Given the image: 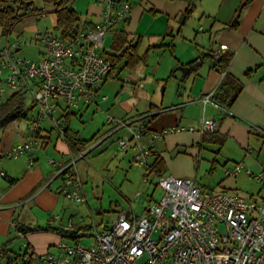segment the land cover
<instances>
[{
	"label": "built area",
	"instance_id": "2783aa9c",
	"mask_svg": "<svg viewBox=\"0 0 264 264\" xmlns=\"http://www.w3.org/2000/svg\"><path fill=\"white\" fill-rule=\"evenodd\" d=\"M102 8L101 20L92 28H85L67 40L53 34L35 36L39 43V59L18 56L22 46L7 40L0 51V108L16 92L31 96L38 112L27 128L26 141L4 154L9 159L21 155L29 158V167L36 163L38 134L49 123L60 139L66 138V122L57 118L58 111L80 106H98L103 85L116 67L105 53L107 35L129 20L132 6L128 0H98ZM227 46L214 53L219 63ZM224 74H222L223 78ZM213 93L201 99L204 110L213 104ZM117 130H128L130 140H121L122 151L134 144V161L144 167L152 157V149L142 143L145 129L134 130L131 121L110 118ZM202 133H213L217 123L205 116L201 120ZM264 135L263 129H257ZM193 131V129H190ZM185 132L183 128L156 133L155 139ZM83 156H81L82 158ZM72 159L62 167V195L73 204L86 202L84 181ZM56 165V161H51ZM261 182L264 174H254L237 164L226 171L236 178L241 173ZM0 171V180L6 178ZM162 198L149 205L143 217L123 212L109 226L96 230L92 246L62 241L54 252L39 253L32 246L26 248L25 264H264V201H256L226 191H208L192 180L167 176L159 180ZM60 218H53L55 226ZM83 221V219H82ZM75 220L65 227L72 231ZM16 231L20 225L11 224ZM56 227H59L56 226ZM70 239V238H69ZM4 248L0 246V258Z\"/></svg>",
	"mask_w": 264,
	"mask_h": 264
},
{
	"label": "rangeland",
	"instance_id": "374dc122",
	"mask_svg": "<svg viewBox=\"0 0 264 264\" xmlns=\"http://www.w3.org/2000/svg\"><path fill=\"white\" fill-rule=\"evenodd\" d=\"M72 4L83 20L87 16L88 0H72ZM7 6L13 7L14 5L11 2L0 4V11ZM33 8L36 9L37 14H28L18 21L9 37L3 36V26L0 21V50L7 43V40L11 39V43L19 42L22 46L21 51L17 53L18 56L35 60L41 49L35 40V36L47 33L59 34L54 5L44 0H36ZM193 21L191 20L190 23H194ZM201 25L204 26V24ZM208 31L209 27L205 33ZM110 44L111 37L107 36L106 47H110ZM174 56L175 53L170 51L151 52L146 66L147 70L160 67V72L158 76L154 77L153 83L149 82V73L145 79H140L135 76L134 72L125 69L119 75L118 73L115 74V78H110L103 85L101 95L108 97L107 103H100L98 106L94 105L89 109H83L82 114L71 109L73 113L70 122L71 129L88 142V146L81 153L75 152L69 160H78L76 168L84 181L86 202L79 205L70 203L61 194L60 179L52 183L48 181L46 185L45 183L41 186L34 185L32 191H28L20 200L15 201L13 210L4 211L3 214L0 212V246H6L8 256L12 261L10 263V260L5 256L0 258V264H24L25 245L31 242L39 251L41 244L45 243L44 240H41L40 243L31 239L28 240L27 237L11 227L12 222L28 224L34 228H46L49 222L57 216L60 220L55 226H66L70 218H73L75 222H82L83 219V223L93 226V230L79 239L81 244L92 246L94 243L92 236L95 231L109 226L121 212L130 211L141 216L149 207L148 205L162 198L163 191L159 185V177L134 161L136 155L134 144H131L125 151L121 150L120 141L130 139L123 130L120 134L109 137L115 131V124H109L108 120L110 118L115 120L124 118L131 121L135 118H145V123L150 126L182 110H186V113H191L192 116H197L200 119L204 115L209 116L204 112L203 105L199 108L186 109L189 100H191L189 92L186 94V89L192 87L193 80L188 81L181 72H177V76L174 78L169 77L178 68L177 66L172 69L168 67V63L171 62V65L174 63ZM141 84L143 86H140ZM26 106L29 108L27 120H15L5 128L0 129V154H6L26 141L28 125L38 112L37 108L30 110L33 107L30 96L26 97ZM62 112H57V118L62 117ZM155 114L158 116L154 117ZM189 116L188 118H190ZM191 123L194 127L189 128L196 127L197 130L199 129V123ZM162 132L157 131V133ZM57 136V133H54L52 142L46 148H40L38 146L40 141L37 139L35 154L39 160L34 167H29L27 155H21L17 159L4 157L0 161V171L11 168L22 179L26 174H32L35 169L40 167L45 173L53 171L57 175L58 171H55V166L51 163L53 159L57 163L62 160L54 149ZM165 137L169 139L170 135ZM102 141H104L102 144L97 145ZM93 147L97 148L90 152ZM217 150L218 147L215 145H206L202 150V155H196L185 166L188 177L194 180L198 187L208 191L218 189V184L223 178L224 160L218 157L217 161L219 162L215 166L212 165V160L218 156ZM83 155L85 157L81 158ZM169 175H173V173L166 168L165 176ZM35 181L34 177L29 176L16 186L15 193L21 194L30 185L35 184ZM0 182L2 194L4 190L12 187L9 185L7 186L9 188L4 189L2 186H6V182L4 179H1ZM241 182L243 186H249V189L241 187V196L259 198L261 194V198L264 199V181L258 183L250 177L245 179L243 175L239 180V183ZM23 203L24 205H22ZM78 207L80 212L71 217V214L77 212ZM0 208L4 209L3 206ZM61 240L66 243L72 242L69 238L61 237ZM50 250V252H54L55 247H51Z\"/></svg>",
	"mask_w": 264,
	"mask_h": 264
},
{
	"label": "crops",
	"instance_id": "0c3cea01",
	"mask_svg": "<svg viewBox=\"0 0 264 264\" xmlns=\"http://www.w3.org/2000/svg\"><path fill=\"white\" fill-rule=\"evenodd\" d=\"M128 1L132 6L131 16L128 21L114 28L107 35L111 37V44L110 47H106L105 42L106 55L113 53L115 39L119 35H126L128 44L137 46L139 57L143 59L135 70L129 71L134 72L135 76H138L140 79H145L149 73L150 83L154 82V77L158 76L160 72V67L158 66L149 68L151 70H147L146 68L149 56L153 51L162 50L175 53L174 63L172 65L171 62L168 63V67L172 69L177 66L178 68L169 76L170 78L176 77L177 72H181L178 70L180 67H192L196 64L197 66L192 68L185 78L188 81L190 79L193 80L192 87L186 89V94L189 92V96L191 97L186 109L199 108L202 105L201 99L205 95L214 93L222 82V75L215 67L213 59L207 55L218 52L222 46H227V51L233 53V58L227 72L229 76L241 83L242 90L229 108L218 105L212 98L213 104L207 105L204 110L209 116H204L215 120L217 123L215 131L218 135L226 137V142L221 150H219V146L215 145L218 147L216 151L218 156L216 155L217 157L212 160V165L215 166L219 162L217 161L218 157L224 160L223 178L218 184L219 188L212 189L211 191H226L241 196V187L249 189V186L245 187L242 185V182L239 183L241 176L244 175L245 179L248 177L253 180L255 179L253 176L247 175L245 171L236 178H229L226 176L227 170L232 169L237 164H243L245 170L249 169L256 175L259 173L264 174V135L257 130L258 128L264 130V0H250L240 14L238 27L232 29L229 28V25L234 22L240 6L247 0H198L192 15L186 21H184V16L188 11L189 5L184 0ZM101 13L102 8L98 0H88L87 16L81 22L83 27L98 24L101 20ZM191 20H194V23L191 24ZM200 23L204 24V26ZM199 25L201 26L199 27ZM207 27H209V31L205 33ZM143 48L144 50H142ZM37 59H39V55L35 60ZM121 72L122 70L119 67L113 73L111 79L116 77L115 74L117 75L118 73L119 75ZM140 86L143 85L141 84ZM107 102L99 100V104ZM90 107L80 106L75 110L82 114L83 109H89ZM62 113L61 118L64 121L67 118L68 122L66 125L71 129L70 122L73 113L71 111ZM69 113L70 115L68 116ZM188 115H190V118H188ZM156 116L158 114L154 115V117ZM199 119L197 116H192L191 113H186V110H182L150 126H147L145 123V118L131 120L134 130L147 126L142 136V143L152 149V157L148 164L152 165L157 158L164 162L162 167L163 174L158 176L153 173L159 179L167 177L165 176V171L168 168L173 173V175L169 176L192 180L188 177V171L185 167L187 162L192 161L196 155L201 156L202 150L206 145L214 146L212 143L204 142V133H202V126H200L202 118ZM119 120L125 119L120 118ZM191 122L199 123V129L197 130L196 127L189 128L194 127L191 125ZM177 127L185 129V132L169 134V139H166L165 136L161 139L154 138L157 131ZM190 129H193V131H190ZM70 132L75 133L72 129ZM120 132L122 131L115 129L109 137L120 134ZM123 132L131 139L132 134L128 130L124 129ZM54 133L56 132L52 130L50 124L45 123L38 136L40 141L38 146L46 148L52 142ZM95 148L97 147L91 148L90 152ZM54 149L62 159L54 165L55 171H58L57 175L53 171L45 173L42 168L38 167L32 174H26L24 178L20 179L13 169H3L7 176L4 178L6 186H2V188H9L7 187L9 185L12 187L4 190L3 194L0 192V207H4L3 210L0 208L1 214L4 211L13 210L14 204H16L15 201L20 200L28 191H32L34 185L41 186L44 183L46 185L48 181L52 183L58 179L61 180V177H58L59 171L70 162L69 160L73 157L74 153H72L66 139H60L59 136H57ZM218 151L220 152L218 153ZM85 156L83 155L82 158ZM2 158H4V154H0V161ZM35 158L37 162L39 159L36 154ZM53 161L56 160L53 159ZM29 176L36 179L35 184L30 185L21 194H16V186ZM260 195L259 198L248 199L264 201ZM145 211L141 216L130 211L124 212L141 218L144 216ZM79 212L80 209L78 207L77 212L70 216H76ZM18 224L20 227L28 225L24 223ZM75 224L87 225L83 221L75 222ZM59 227L62 229L65 226L61 225ZM85 235L79 238L85 237ZM24 237L37 243H40L41 240L45 241V243L41 244V250L39 251L33 243L29 242L39 253L50 252L51 247H55L56 250V247L63 241L60 235L51 232L28 233ZM7 258L12 263L11 258L9 256Z\"/></svg>",
	"mask_w": 264,
	"mask_h": 264
},
{
	"label": "trees",
	"instance_id": "16d2710c",
	"mask_svg": "<svg viewBox=\"0 0 264 264\" xmlns=\"http://www.w3.org/2000/svg\"><path fill=\"white\" fill-rule=\"evenodd\" d=\"M36 0H0V4H5L11 2L14 6H7L4 10L0 11V21L3 26V36L9 37L12 34V31L15 27V24L20 21L23 17L28 14H37L33 5ZM45 2L51 3L54 5V13L57 16V30L59 32L58 35L62 40H67L77 34L79 31L85 28H92L95 25L84 26L82 25L81 15L78 11L73 7L72 0H44ZM188 3L189 8L184 16V21L188 20V18L192 15V12L196 6V2L198 0H184ZM250 2L247 0L244 4H242L238 10V15L235 18L234 22L229 25V28H237L239 25L240 14L244 7ZM48 34V33H47ZM1 51V50H0ZM108 58L116 63V67L112 70L109 75V79L113 76V73L119 67L121 70H135L137 66L143 61L142 58L139 57L137 46L129 45L127 42L126 35H119L114 42L113 53L107 55ZM210 56L214 61V53L207 55ZM233 58V53L226 51L219 63H215V67L220 72V74H224L222 78V82L220 83L218 89L213 93L214 101L224 107L229 108L236 100L238 94L242 90V85L238 80L232 78L228 75V67ZM30 96L26 92H16L12 94L6 103L5 106L0 108V129L5 128L10 123L15 120H26L28 118V110L29 108L26 106V97ZM31 97V96H30ZM33 103V101H32ZM36 106L33 103V107L30 110L35 109ZM69 109H63V112H69ZM70 113L68 114V116ZM67 117V116H65ZM69 120V118H68ZM67 124V118H66ZM147 129V126L144 127ZM71 129L67 127L66 129V141L68 142L72 153L81 152L88 146V142L80 138L78 133H71ZM40 133V132H39ZM39 136V134H38ZM204 142H209L214 145L219 146V150L224 146L226 142V137L218 135L216 131L213 133H204ZM220 151H218L219 153ZM163 160L157 158L155 162L146 166L147 171L151 173H155L158 176L163 174ZM61 177V176H58ZM93 230V226L91 225H75L72 231H67L65 229H61L60 227L49 225L46 228L41 227H31L29 225H23L20 227L18 232L26 236L28 233H44L51 232L60 235L63 238H70L77 240L79 237L84 236L87 232ZM26 248L31 247L29 243H27ZM4 255L3 257H8V253L6 251V247L4 246ZM25 248V253L26 249ZM1 257V258H3ZM25 260V254H24ZM25 264V263H24Z\"/></svg>",
	"mask_w": 264,
	"mask_h": 264
},
{
	"label": "water",
	"instance_id": "95a60500",
	"mask_svg": "<svg viewBox=\"0 0 264 264\" xmlns=\"http://www.w3.org/2000/svg\"><path fill=\"white\" fill-rule=\"evenodd\" d=\"M196 66L197 65L194 64L192 67H180L178 70L181 71L183 73L184 78H186L192 68H195Z\"/></svg>",
	"mask_w": 264,
	"mask_h": 264
}]
</instances>
